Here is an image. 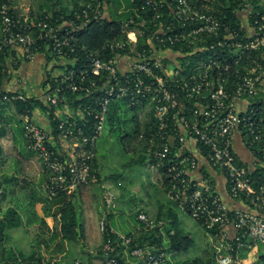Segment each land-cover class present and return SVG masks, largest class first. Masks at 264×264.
<instances>
[{
	"label": "built area",
	"instance_id": "2783aa9c",
	"mask_svg": "<svg viewBox=\"0 0 264 264\" xmlns=\"http://www.w3.org/2000/svg\"><path fill=\"white\" fill-rule=\"evenodd\" d=\"M224 2L130 0L132 8L117 12L118 16L128 14L122 38L106 43V55L90 53L88 64L79 70L77 33L91 23L112 21L103 0H75L69 19L44 10L23 21L15 17L11 0H0V109L6 107L10 116L14 112L21 117L27 149L44 166V191L50 199L72 196L92 183V163L98 157V140L108 127L111 106L124 101L127 108L144 106L141 113L152 114L155 127L149 150L166 165L167 199L202 225L217 263L243 264L246 248L264 247V181L253 179L256 168L239 160L234 144L237 133L253 137L252 144L260 140L250 115V99L264 88V12L256 11V7L264 9V0H240L238 28L215 16L213 5L224 7ZM141 40H145L142 45ZM42 50L53 60L42 98L3 91L4 78L35 61ZM258 52L260 60L253 57ZM69 93L83 94L90 102L87 114L78 110L81 124L67 107ZM38 103L56 109L55 129L37 122L36 114L45 113ZM17 105L25 108L17 109ZM87 116L95 117L93 126ZM189 142L195 144L196 153ZM172 149H176L174 156H170ZM198 155L224 174L239 208L225 203L210 175L194 178ZM260 164L264 168V162ZM103 203L99 230L108 239L101 247L102 264H121L120 248L143 264H171L167 253L134 245L132 237L120 235L110 225L109 212L116 207L113 191L104 192ZM3 211L0 202V218ZM137 219L149 230L163 226L142 211ZM113 236L116 240H111Z\"/></svg>",
	"mask_w": 264,
	"mask_h": 264
},
{
	"label": "trees",
	"instance_id": "16d2710c",
	"mask_svg": "<svg viewBox=\"0 0 264 264\" xmlns=\"http://www.w3.org/2000/svg\"><path fill=\"white\" fill-rule=\"evenodd\" d=\"M52 1V0H51ZM59 3H63L67 1L70 3H75V0H56ZM105 4L110 6L111 0H103ZM225 6L221 7L218 3L213 5V12L217 18H219L223 23L233 24L234 26L240 27L239 20L237 19L236 9L239 7L240 0H224ZM71 4V5H72ZM129 8H132L130 0H128ZM261 10L264 12V9L256 7V11ZM46 12L53 14L55 17H60L61 15L65 16V18L69 19L73 16L74 11L72 8L65 7L64 9H59L56 4L53 6H49L45 9ZM116 11L115 13H111L112 21H104L101 23H91L86 28L81 30L77 33L76 38L78 39V48L76 51V56L79 61V70L84 66L87 65L88 60L87 57L90 53L98 54V55H106L109 51H104V46L109 41H118L122 38V27L124 22L126 21L127 15L118 16ZM133 14V13H129ZM17 19L18 17L15 16ZM19 21H23L18 19ZM145 40H141V45L144 43ZM46 53L45 50H42V53ZM253 57L261 59V53H255ZM69 100L67 107L69 109H73L75 114L73 120L77 124L83 123L79 119L78 110L84 111L90 105L88 99H85L83 94H68ZM250 103L253 105V113L250 115L253 117L254 129L259 134L260 140L252 144L253 137H244L247 146L250 150L255 154V172L252 173V177L254 180L261 179L264 181V168L261 167L262 162H264V88L261 89L259 95L253 99H250ZM38 105L41 109L45 112H50V123L53 129L57 126L58 121V114L54 107L48 108L42 104ZM17 109L25 108L24 105H17ZM142 107H128L127 103L124 101L117 102L112 104L111 106V114L108 119V128L112 129V133L116 135L118 141L123 146L124 150L126 151L127 145H133L136 143L138 147H140L143 153L138 157L137 162L142 165H150V166H158L159 173L161 175L160 184L161 187L164 189L166 194L167 187L169 185V181L166 177V165L163 162H160L153 158L152 154L150 153V139L151 134L153 133L152 129L155 127L154 122L152 121V114L147 113L148 120L146 122H142L140 120V113L142 112ZM5 108V107H4ZM0 109V140L5 139L9 133V126H8V115L5 113V109ZM63 108V106H62ZM85 114H87L85 112ZM129 118V119H127ZM95 117L87 116V120L90 123V126H93ZM131 129V134L125 135V128ZM23 129V133H24ZM118 135V136H117ZM26 146H27V141ZM134 144V146H136ZM27 151L30 154H35L32 151ZM176 149H172L170 156H174L176 153ZM3 154V149L0 147V156ZM238 157V155H237ZM240 159V158H239ZM98 157L92 163V174L96 175L95 172L96 168H98ZM4 177V176H3ZM46 183V181H45ZM15 186H21L20 180L16 177L7 178L4 177L0 181V189L5 191L4 194L0 195V202L2 203L3 199H6L8 194L11 193L12 188ZM25 187V185H24ZM84 188L79 189L74 195L66 196V195H59L55 199H50L48 195H46V202L47 205L50 206L48 212L43 216L39 214V209L43 213L40 204H36L34 202L35 197L32 195L30 197L31 203L29 205V214H30V222L34 220L42 219V223L47 226L48 231H52V236L46 242V247L50 248L49 245L51 243H55L53 249V255L55 254H62L66 251L65 244L76 242L78 239L83 237V230L82 226L78 221L77 216V207L75 203V197L78 193L83 190ZM15 192V191H14ZM13 192V193H14ZM46 194V193H45ZM171 202V201H170ZM173 203V202H172ZM177 210L178 207L175 203H173ZM51 209H54V212H51ZM139 212V211H138ZM138 216V213H137ZM48 218V220H47ZM50 218V219H49ZM52 218V219H51ZM110 218V217H108ZM55 221V224L51 223V220ZM138 220V219H137ZM157 222L162 220V216H158L155 219ZM174 222L171 223V229H175L174 234H171L172 230H168L166 237L163 235V231L161 227H156L153 230L146 229L140 223L141 229L139 233V238L136 240L129 234L128 237H132L134 239V245H138L141 248L148 249L153 251L154 253H167L171 255L179 256L180 254H186L195 246L194 239L184 234L181 230L177 227V220L173 219ZM22 218L20 213L14 208H8L4 213L3 217L0 218V245L7 237L6 233L14 228H19L22 226ZM198 225L202 227L201 224ZM204 229V228H203ZM215 233L212 232V235ZM166 238V239H165ZM107 237H104V243L107 241ZM111 240H116V237H111ZM45 242V241H44ZM50 243V244H49ZM102 256V253L100 252ZM122 256L121 250L118 249V258L120 263L122 264ZM242 259L244 260L246 256L244 253L241 255ZM54 257H50L49 261L53 260ZM45 258L41 254H33L29 257L17 256L11 257L10 259H4L3 262L0 261V264H45ZM264 263V256L259 257L257 260L253 261L250 264H263ZM173 264H218L216 260V254L213 253L210 257H198L194 260H185L176 262Z\"/></svg>",
	"mask_w": 264,
	"mask_h": 264
},
{
	"label": "rangeland",
	"instance_id": "374dc122",
	"mask_svg": "<svg viewBox=\"0 0 264 264\" xmlns=\"http://www.w3.org/2000/svg\"><path fill=\"white\" fill-rule=\"evenodd\" d=\"M128 8V0H111L109 6L112 14L119 10L125 11ZM11 114V116L8 115V136L0 140V147L3 149V154L0 156V173L7 178L19 175L27 177L28 175L30 187L26 191L27 197L23 194L20 195L19 192L14 198L13 206L19 211L23 223L19 228H14L6 233L7 237L0 245V261L3 262L4 259L17 256L29 257L36 253V255H43L46 263L52 262L60 256L58 253L53 255V247L56 242L49 243V249L46 247V242H48L53 233L52 231H48L47 226L42 223V219L30 222L31 216L27 209V204L31 201L30 197L32 195L35 197L34 202L40 204L43 210V213L39 210V214H42L40 215L41 218L45 216L50 206L47 205L46 197L43 195L41 179L38 177L34 166V158H27L34 163L30 166L29 174H26L27 171L22 158L23 156H27L28 152L23 133L24 124L18 114L14 112H11ZM140 120L142 122L148 120L146 113H140ZM125 130V135L131 134L129 127L125 128ZM134 144L127 145L125 151L116 135L112 133V129L108 127L98 140L99 164L95 170L98 177L96 175V181L90 184L86 194L83 193L79 197L76 196L74 200L83 236L87 233L90 216L98 212L103 213L105 210L103 203L105 191H113L116 195L117 208L114 212L116 214L112 220V225L124 236L136 233L141 228L137 220L138 211L147 205H150L151 210H156L159 203L166 202L164 193L160 189L161 175L158 166L139 164L137 160L143 151L137 144L136 146ZM173 208V212L178 219V229L184 234L191 236L195 241V246L186 254H180L179 256L170 254V263L212 256L215 250L210 237L206 235L205 231L193 219L182 215L175 207ZM6 210L4 208L3 212L5 213ZM51 212H54V209H51ZM52 223L55 224L54 219L49 224L52 225ZM165 229L170 230L171 226L166 224ZM83 242L86 243L85 240ZM255 248L256 251L253 252V255L249 253L250 256H248L247 260L243 261V264H250L259 257L264 256V247L256 246ZM98 250L99 247L96 248V251ZM51 256L54 258L49 261V257Z\"/></svg>",
	"mask_w": 264,
	"mask_h": 264
},
{
	"label": "crops",
	"instance_id": "0c3cea01",
	"mask_svg": "<svg viewBox=\"0 0 264 264\" xmlns=\"http://www.w3.org/2000/svg\"><path fill=\"white\" fill-rule=\"evenodd\" d=\"M11 3L13 6L14 15L17 16L18 19L20 20H24L27 16H31L35 13H40L44 11L46 8H48L49 6H53L54 4H56V6H58L59 9H64L65 7H68V6L69 8L72 7L71 5L72 3L69 4V2L64 1L61 4L56 0H52V1L51 0H11ZM52 62H53L52 58L47 53L44 52V53L39 54L35 61L23 64L21 67H19L16 70L17 71L16 73L6 76L1 85V89L3 91H21L24 94H26L29 98H42V96L44 95V91H45L44 84H45L46 78L48 76V73L53 69ZM6 64L10 66V63L8 60H6ZM4 109H5L6 115H9L10 113L9 109H7L6 107ZM36 119L41 127L43 128L50 127V124H51L50 119L47 116L46 112L40 113V114L37 113ZM234 144H235V151H236V154L238 155V158H240V160L246 164L253 165L251 167L254 168L255 162L257 161L255 159L256 158L255 154L247 146L244 137L240 133H237L235 135ZM188 146L194 153H196V146L194 143L189 142ZM22 158L24 160V166L27 171L26 174H29L30 166H32V164L34 163L32 160L30 161L27 158H34V161H35L34 166L36 169V173L38 177L41 179V184H42L41 189H42L43 195L46 196L45 191H44V185L46 181V172L44 170L43 164H41V160L38 158L36 154L32 155L29 152H27V156H23ZM198 159H199V168L197 172L194 173V178H198L200 174L210 175L213 178L216 188L218 192L221 194L225 203L228 204V206H230L231 209L239 208L241 206L240 203L233 200L228 192V186H227V182H226V178L224 174L221 173L220 171L210 168L208 161L203 155H198ZM2 175L3 174L1 173L0 181L5 177V176L3 177ZM96 175L98 177L97 173ZM96 175L94 176L92 183L96 181L95 180ZM15 177L20 180V185H23V187L21 186L13 187L12 188L13 191H11V193L8 194L6 199H3L2 203L5 209L14 208L13 201L17 193L19 194L20 192V195L23 194L25 195V197L28 196V194L26 193V191L30 187V184H29L30 182L28 180L30 178L28 177V175L27 177L24 175L23 176L19 175ZM160 185L158 184V186ZM89 186L81 190L77 196L79 197L83 193L86 194L89 189ZM160 189H162V192L164 193L166 202L159 203L157 205L158 207L156 210H151L150 205H147L145 208L141 209L140 211L153 217V219H156V217L158 216H162L161 221L163 222V226L161 227V230L163 231V235L166 236L168 230L165 229V225L169 224V226H171V223L174 222L173 219L177 220V224H178V219L176 218L175 213L173 212V209H174L173 207L176 208V206H172L174 204L166 198L164 189L161 186H160ZM167 201H169L170 204L168 202V205H167ZM30 203L31 201H29V203L27 204L28 211H29ZM116 208L117 207H115L114 210L109 212V217H110L109 222L112 227H113L112 220L114 218V215L116 214L114 213L116 211ZM102 216H103V213H99V212L90 216V221H89V225L86 231L87 232L86 235L78 239L76 242L66 243L65 244L66 251L60 254V256L54 259V261L52 262L46 263L45 261V264H76V262L78 261L81 262L82 264H102L103 257L100 255V252H101L100 247L102 243L104 242L103 240L104 237L100 233V230H99V222ZM184 216H187V215H184ZM196 224L198 225L197 222ZM185 225L187 226L186 223ZM140 229L136 233H133V234L131 233L132 237L135 240L139 238ZM171 230H172L171 234H174L175 229L172 228ZM232 231L233 230H230L231 233ZM119 234L122 235L121 233ZM83 240H85L86 243L83 242ZM98 247H99V250L96 251V248ZM255 247L256 246H252L251 248H246L243 251L244 255L246 256L244 260H247L250 254L253 255V252L256 251ZM120 250H121V254H123L122 264H143L141 260L132 258L129 250H125L124 248H120ZM168 257L170 259L169 254H168Z\"/></svg>",
	"mask_w": 264,
	"mask_h": 264
}]
</instances>
